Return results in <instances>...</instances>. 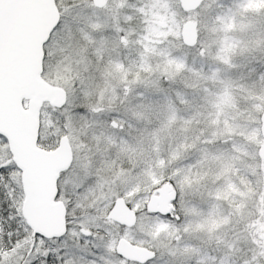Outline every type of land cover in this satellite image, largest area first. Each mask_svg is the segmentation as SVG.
Here are the masks:
<instances>
[{
    "label": "rangeland",
    "instance_id": "374dc122",
    "mask_svg": "<svg viewBox=\"0 0 264 264\" xmlns=\"http://www.w3.org/2000/svg\"><path fill=\"white\" fill-rule=\"evenodd\" d=\"M128 3L107 0L97 7L93 0H64L74 5L64 13L56 0L59 26L44 45L43 76L66 89L67 102L61 108L43 104L39 137L49 142L38 145L53 149L61 135L68 136L71 164L87 178L80 193L85 218H95L100 230L110 226L105 214L119 196L141 210H134L137 221L127 236L157 252L156 261L145 264H192L208 249L220 255L239 243L264 242V161L256 129L264 80L251 59L264 56V0H226L223 21L217 16L223 0H202L188 11L178 2L177 19L197 22V43L176 40L156 53L138 54L151 69L136 76L122 64L125 51L129 57L136 51ZM155 17L166 26L167 40L175 37L177 20L170 26L162 15ZM90 46L108 50L99 59L113 61L94 64ZM182 54L206 65L182 66ZM88 88L93 95L79 102V91ZM159 180L178 190L170 207L181 221L156 223L158 216L146 210L149 189ZM151 225L159 230L150 231ZM105 260L117 264L114 253Z\"/></svg>",
    "mask_w": 264,
    "mask_h": 264
},
{
    "label": "snow or ice",
    "instance_id": "6c2138e0",
    "mask_svg": "<svg viewBox=\"0 0 264 264\" xmlns=\"http://www.w3.org/2000/svg\"><path fill=\"white\" fill-rule=\"evenodd\" d=\"M60 2L64 13L74 6L64 4V0ZM38 3L39 0H0V264H106V254L113 253L117 264L120 260L127 264L123 253L115 252L117 241L113 234L94 226L95 218L86 220L80 193L87 178L76 163L69 165L57 179L54 202L64 205V231L48 235L30 222L29 205L47 202L36 167L43 154L23 133H16L14 122L23 119L25 113L16 105L21 89L19 85L12 87V81L23 57L29 14ZM5 122L9 131L3 130ZM37 142L49 141L47 137H38ZM55 142L59 146V139ZM126 206L130 211H141L131 202H126ZM108 219L111 218L106 216L105 220ZM156 259L157 256L152 257L153 262Z\"/></svg>",
    "mask_w": 264,
    "mask_h": 264
},
{
    "label": "water",
    "instance_id": "95a60500",
    "mask_svg": "<svg viewBox=\"0 0 264 264\" xmlns=\"http://www.w3.org/2000/svg\"><path fill=\"white\" fill-rule=\"evenodd\" d=\"M202 0H179L182 10L188 11L196 8ZM107 0H93L97 7L105 6ZM30 27L24 45L22 60L17 64L14 73L12 87L19 85L20 91L16 99V105L25 113L23 119L14 122L17 135L23 133L31 144L42 153V158L37 163V178L42 185L46 203L37 206L29 205L30 222L38 231H44L48 235H55L64 231L65 208L60 202H54L57 190L59 174L71 165L73 151L67 135H61L59 146L53 149H45L38 145L39 131L41 127V108L44 103L61 108L67 102L65 88L47 81L43 76L44 45L50 34L58 25L60 12L56 0H39L38 6L30 11ZM183 42L193 46L198 41L197 22L186 20L181 27ZM26 103V105H25ZM4 131H9V124L5 122ZM260 132L262 142L258 148V156L264 161V109L260 116ZM177 197L176 188L170 183H164L156 188L148 197L146 210L161 215L170 212V203ZM108 217L119 223L134 225L136 223L135 211H130L126 206V200L119 196L115 200V206L111 208ZM117 251L124 256L141 262L156 256L153 249L137 246L122 239Z\"/></svg>",
    "mask_w": 264,
    "mask_h": 264
},
{
    "label": "trees",
    "instance_id": "16d2710c",
    "mask_svg": "<svg viewBox=\"0 0 264 264\" xmlns=\"http://www.w3.org/2000/svg\"><path fill=\"white\" fill-rule=\"evenodd\" d=\"M228 1V0H227ZM163 1L160 2V6H153L152 4H149L148 2H145L143 0H129V3L126 7V18L128 21H130L131 25L133 26L135 32L133 33V46L136 49L135 52L130 55V57L126 54L127 51L124 52V55L122 56V64L126 67V70H128L130 76H136L140 75L141 73L148 71L151 69L150 63H146V67L142 66L141 63L138 60L137 56L142 55L143 57L146 56L149 53L153 54L158 52L161 48L167 47V46H173L174 41L179 44L186 45L181 36V27L182 23L180 22V19H177V12L178 8V0H165V2L162 4ZM222 11L217 14V17L219 21H223L227 15V12L229 10V5L226 3V0H223ZM158 7V8H156ZM156 15H162L166 19L168 24L170 26H173V22L177 20V26H176V34L175 37H170L168 40L166 38V26H160L158 23V18L155 17ZM234 16V15H233ZM158 36V37H155ZM166 38L164 41H153L155 39L160 38ZM188 46V45H187ZM90 51L88 54L91 53V57L93 59V63L97 65H101V60L113 61L112 57L108 56L107 58L99 59V53H105L106 51H96L94 47H89ZM102 53V55H103ZM128 53V52H127ZM184 56L182 63H187L191 65V69H203V67L206 65L202 59H196L192 57H189L186 54H182L179 57V60L182 59ZM181 58V59H180ZM197 58V57H196ZM251 59H255V67L253 68L254 72L257 70L259 74H261V78L264 80V73H262V66L261 62L264 63V56L262 54H258ZM100 60V61H99ZM142 61V59H141ZM103 64V63H102ZM246 68V67H245ZM98 83V82H97ZM88 91V92H87ZM85 91V89H81L79 91V97L78 101L81 103L86 102L92 94V90L89 88ZM183 95L182 92L178 91V95ZM93 95V94H92ZM257 129V135L261 136L260 132V124ZM165 181L159 180L156 181L153 186L149 189L148 196L151 192H153L158 186L162 185ZM158 219L161 221H168L165 216H162L160 214L157 215ZM150 231L157 232L159 230V227L156 225H151L149 227ZM205 252V253H204ZM204 253V254H203ZM202 256L197 257L196 260L192 264H264V242L261 243H239L236 245V247H233L231 250H227L225 254L215 255V253L208 249L206 251L202 252Z\"/></svg>",
    "mask_w": 264,
    "mask_h": 264
},
{
    "label": "flooded vegetation",
    "instance_id": "af4514ba",
    "mask_svg": "<svg viewBox=\"0 0 264 264\" xmlns=\"http://www.w3.org/2000/svg\"><path fill=\"white\" fill-rule=\"evenodd\" d=\"M178 2H179V0H178ZM177 196H178V190H177ZM82 198V197H81ZM177 198V197H176ZM83 200H86L85 198H82ZM116 200V199H115ZM114 200V201H115ZM176 200V199H175ZM174 200V201H175ZM173 202V201H172ZM171 202V203H172ZM170 203V204H171ZM112 205H113V202H112V204H111V207L110 208H112ZM106 210H107V208H105ZM173 211H174V209H172L171 207H170V212L168 213V214H171V215H168V216H165V215H162V216H165L166 217V219L167 220H170V219H175V220H179V221H181L180 219V215H178V214H173ZM108 213H109V209H108V212L105 214V217L107 216L108 217ZM150 213H152V212H150ZM135 214H136V212H135ZM153 214H156V215H158L159 213H153ZM161 215V214H160ZM176 217H178V219L176 218ZM108 221L110 222L109 224H110V226H106V231H108V232H110V233H112L113 234V239L114 240H116L117 242L114 244V249H115V252H118L117 251V246H118V244H119V242L122 240V239H124V240H127L128 242H131L132 244H135V245H137V246H142V245H145V246H142V247H146V248H149V249H153L148 243H142V245H138V244H136V242L135 241H133V240H131V239H129L128 238V236H127V231L129 230V228L130 227H132L133 225H126V224H122V223H119V222H117L116 220H114V219H108ZM136 221H137V214H136ZM111 224H112V226H111ZM86 230V229H85ZM121 233H123V235H121ZM177 243H182L181 241H177ZM190 243H192V242H190ZM195 243H196V241H195ZM154 250V249H153ZM156 252V251H155ZM156 255H157V252H156ZM125 258H126V260H127V263H130V262H134L135 264H145V263H147V262H150V261H152V259H150V260H147V261H144V262H141V261H138V260H134V259H132V258H130V257H127V256H124ZM122 261H124V260H122ZM125 262V261H124Z\"/></svg>",
    "mask_w": 264,
    "mask_h": 264
}]
</instances>
